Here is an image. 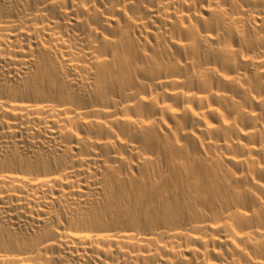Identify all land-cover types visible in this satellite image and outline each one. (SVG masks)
Returning a JSON list of instances; mask_svg holds the SVG:
<instances>
[{"label": "bare ground", "instance_id": "bare-ground-1", "mask_svg": "<svg viewBox=\"0 0 264 264\" xmlns=\"http://www.w3.org/2000/svg\"><path fill=\"white\" fill-rule=\"evenodd\" d=\"M0 264H264V0H0Z\"/></svg>", "mask_w": 264, "mask_h": 264}]
</instances>
